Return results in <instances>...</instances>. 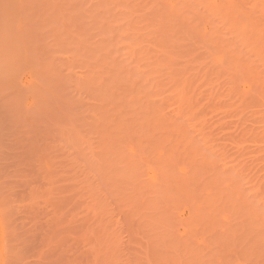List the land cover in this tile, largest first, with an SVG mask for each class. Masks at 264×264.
I'll return each mask as SVG.
<instances>
[{"label":"rangeland","instance_id":"rangeland-1","mask_svg":"<svg viewBox=\"0 0 264 264\" xmlns=\"http://www.w3.org/2000/svg\"><path fill=\"white\" fill-rule=\"evenodd\" d=\"M0 264H264V0H0Z\"/></svg>","mask_w":264,"mask_h":264}]
</instances>
